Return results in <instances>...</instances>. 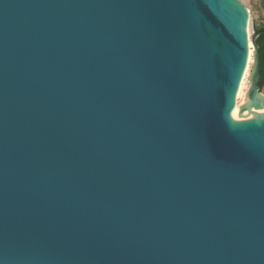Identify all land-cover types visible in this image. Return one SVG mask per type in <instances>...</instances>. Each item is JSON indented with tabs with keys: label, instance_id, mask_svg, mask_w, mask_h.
Returning a JSON list of instances; mask_svg holds the SVG:
<instances>
[{
	"label": "water",
	"instance_id": "95a60500",
	"mask_svg": "<svg viewBox=\"0 0 264 264\" xmlns=\"http://www.w3.org/2000/svg\"><path fill=\"white\" fill-rule=\"evenodd\" d=\"M248 19L0 0V264H264V108L230 115ZM258 36L240 115L264 105Z\"/></svg>",
	"mask_w": 264,
	"mask_h": 264
},
{
	"label": "bare ground",
	"instance_id": "6f19581e",
	"mask_svg": "<svg viewBox=\"0 0 264 264\" xmlns=\"http://www.w3.org/2000/svg\"><path fill=\"white\" fill-rule=\"evenodd\" d=\"M247 32H248V58H247V63L243 72V75L241 77L238 91L236 94L234 106L230 112V115L233 117L236 116H253V114L262 112L264 105L261 104L259 108H252L251 110H245L241 115H240V108L241 106L245 105L248 103V90L250 88L249 85V75H250V70L252 63L254 62V44L252 41L251 32L249 25L247 26ZM262 103V102H261Z\"/></svg>",
	"mask_w": 264,
	"mask_h": 264
},
{
	"label": "rangeland",
	"instance_id": "374dc122",
	"mask_svg": "<svg viewBox=\"0 0 264 264\" xmlns=\"http://www.w3.org/2000/svg\"><path fill=\"white\" fill-rule=\"evenodd\" d=\"M249 11L248 25L251 32V38L256 33L255 29L264 27V0H240ZM254 69V62L252 63L250 75H249V85H251V74ZM260 93L264 96V85L259 89Z\"/></svg>",
	"mask_w": 264,
	"mask_h": 264
},
{
	"label": "trees",
	"instance_id": "16d2710c",
	"mask_svg": "<svg viewBox=\"0 0 264 264\" xmlns=\"http://www.w3.org/2000/svg\"><path fill=\"white\" fill-rule=\"evenodd\" d=\"M255 31L259 33L257 41H258L259 52H260L261 77L259 80V88L261 89L264 85V27L256 28Z\"/></svg>",
	"mask_w": 264,
	"mask_h": 264
}]
</instances>
